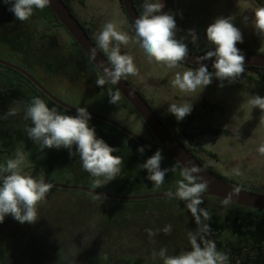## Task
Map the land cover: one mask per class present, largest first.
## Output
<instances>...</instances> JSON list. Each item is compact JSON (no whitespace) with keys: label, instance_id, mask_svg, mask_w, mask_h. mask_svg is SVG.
Here are the masks:
<instances>
[{"label":"rangeland","instance_id":"1","mask_svg":"<svg viewBox=\"0 0 264 264\" xmlns=\"http://www.w3.org/2000/svg\"><path fill=\"white\" fill-rule=\"evenodd\" d=\"M68 1L80 17L78 20L85 23L95 39L109 20L116 21L119 30L134 37L131 21L121 0ZM171 1L172 8L167 5ZM163 3L162 11L174 15L176 19L177 39L184 38L188 48L201 52L210 50L212 46L206 39H201V35L206 34L207 26L217 17L232 16L234 25L243 34V43L237 44L241 52L264 54V36H259L253 28L254 11L262 7L258 0H163ZM173 3L177 6L175 11ZM9 7L4 0H0V59L27 70L63 102L74 107H86L89 112L112 119L146 141L153 142L147 126L122 96L117 105L109 103L105 107L86 98L106 99L107 87L113 92L116 90L109 83L103 88L97 86L96 79L100 75L76 50L73 37L64 27L54 21L40 19L41 11L36 9L31 18L24 21V26L28 23L30 28L36 29L37 36L30 28L21 27L22 22L15 18ZM245 16L248 17L247 22L244 21ZM17 22L15 41L26 49L23 60L29 64L30 59L33 63L31 67L22 63L20 53L10 48L13 33L9 29ZM189 29H194L199 37L196 44L188 36ZM120 50L121 54L133 56L138 68L137 76L127 78L165 115L169 113L168 106L173 103H190L193 106L197 101H204L210 104L216 110L215 115L208 117V122L189 124L187 130L200 158L221 171L240 168L242 175L239 176L232 172L220 173L225 174L224 179L235 186L264 194V186L254 185L248 179H262L252 174L260 167V162L254 158L251 148L254 137H264V132L260 131L264 126V112L247 103L254 90L257 93L264 90L263 78L252 71H244L232 83L213 78L212 83L202 91L198 89L195 93H182L170 81L176 71L190 67L182 64L181 68L170 70L155 62L150 63L136 43L120 45ZM45 65L49 74L42 70ZM73 69L79 70L82 76L77 72L70 73ZM0 71V164L14 158L16 150L20 149L26 156L22 165L24 174L36 179L42 176L52 183L92 188L93 178L82 169L78 155L70 156L69 150L64 148L41 150L25 131L26 127L32 126L30 120L24 119L25 108L34 97L43 99L50 108L55 107L63 114L77 113L52 105L35 93L33 86L23 78L3 75L5 71ZM56 71L58 75H54ZM10 108H17V114L6 116ZM255 118L259 120L257 125ZM89 125L95 128L98 138L118 149L114 155L124 161L122 169H140L139 164L132 163L135 159L126 158V152L132 148L137 151L140 147L137 142L130 140V147L127 148L128 140L114 132L107 123L91 118ZM210 127L226 129L231 135L214 137L203 133ZM208 151L214 155H208ZM144 152L147 154L138 153L144 162L155 153L147 149ZM163 157L161 169L181 168L171 156ZM140 173L121 172V176L96 190L122 196L174 192L175 181L182 179L180 172H168L164 184L156 189L147 178H140ZM202 199L204 203L200 207L205 208L212 217L210 221H205L212 229L207 238L216 243L219 251L228 255L227 264H264V248L257 251L244 239L246 234L252 240L260 236L264 238L260 232H254V229L264 228V213H250L230 203L224 205L222 201ZM38 214L39 218L34 224H21L11 215L0 223V264H163L158 257L153 259L152 251L155 249L158 252L162 247L167 248L169 255L188 251L191 247L188 231L197 229L185 203L169 197L119 201L86 191L52 187L39 205ZM169 224L172 225L170 235L160 231L155 237H150L146 231L163 229ZM245 229L253 231L245 233Z\"/></svg>","mask_w":264,"mask_h":264},{"label":"clouds","instance_id":"2","mask_svg":"<svg viewBox=\"0 0 264 264\" xmlns=\"http://www.w3.org/2000/svg\"><path fill=\"white\" fill-rule=\"evenodd\" d=\"M9 4V11L14 13L17 20L24 22L31 18L34 10L45 9L50 0H4ZM143 13L134 21V37L127 32L119 30L118 23L109 20L104 23L96 37L97 47L107 57V66L103 75L96 79L97 86L103 88L106 83L116 85L122 78L137 76L138 68L133 56L121 54L120 45L127 46L130 42L136 43L142 49L147 60L163 65L166 68L179 69L186 62L189 48L184 43V38L177 39V22L174 15L163 12V0H145L142 5ZM234 17H217L206 28V40L211 49L197 59V68H188L176 71L170 81L174 88L182 93H195L201 91L212 83L213 78L223 82H234L245 71V56L237 47L243 43L241 30L233 23ZM248 21V17H244ZM120 23H123L121 21ZM253 28L259 36H264V6L254 11ZM191 42L196 44L199 37L194 29L188 30ZM93 57L96 48L91 49ZM215 58L212 68L208 70L205 60ZM223 87V83L220 84ZM200 91V92H201ZM109 103L117 105L121 93L117 89L108 90ZM253 108L264 112V97L252 95L247 101ZM17 108H10L6 116L17 114ZM167 111L175 116L177 121H182L192 111V104H170ZM76 115H67L59 112L55 107L50 108L43 99L34 97L25 108L24 119L30 120V127L25 131L28 137L44 149H67L70 156L78 155L82 169L93 178L92 188L97 189L121 176L124 161L120 156L114 155L117 148L109 146L103 139L98 138L94 127L89 125L91 114L86 107H77ZM264 116V115H262ZM73 149L75 151H73ZM137 151L143 154L145 146H140ZM257 151L264 155V142H261ZM164 159L162 150L158 149L139 168L147 170V179L159 189L165 181L168 172L176 171L175 167L161 169ZM26 161L25 154L17 149L14 158L0 164V223L7 215H11L21 224H34L38 218V207L45 200L52 185L46 183L41 176L39 179L24 174L22 165ZM201 168L187 161L183 164L180 176L182 179L175 181V191L169 190L165 194L170 199H178L185 203L197 225L195 231H188L190 250L178 255H169L166 247L157 252L152 251L153 259L157 257L163 264H227L228 255L217 249L216 243L207 238L212 229L209 223L211 216L205 208L203 193L209 188L207 180L199 175ZM232 173L242 175L240 168H234ZM238 191V190H237ZM97 195V194H96ZM98 197L100 195H97ZM232 195L228 194L222 203L231 202ZM150 237H155L162 231L166 235L172 232V225L163 229H147ZM106 258V257H105Z\"/></svg>","mask_w":264,"mask_h":264},{"label":"water","instance_id":"3","mask_svg":"<svg viewBox=\"0 0 264 264\" xmlns=\"http://www.w3.org/2000/svg\"><path fill=\"white\" fill-rule=\"evenodd\" d=\"M264 6V0H259ZM122 6L134 26V21L140 16L133 0H121ZM53 14L58 18L59 22L64 26V28L70 33L74 41L81 47L85 55L89 60L96 66V68L102 73L107 66L106 55L97 47V43L89 36L86 29L83 27L78 18L72 13L70 8L66 5L64 0H50L48 5ZM96 48V55L93 57L91 49ZM243 54V53H242ZM204 53H195L189 50V55L186 57V62L184 64L189 65L193 68H197L199 65L196 62L197 59L203 56ZM245 56V67H259L264 68V54L248 53L243 54ZM215 58L203 61L207 65L208 70L213 72L212 64ZM0 64L8 68L14 69L26 78L32 81L49 99L61 106L62 108L75 112L76 108L69 105L56 96H54L50 91H48L33 75H31L24 68L13 64L9 61L0 59ZM112 86L120 91L121 96L131 105V107L137 112L144 124L157 139L158 144H152L149 141L139 137L129 129L125 128L116 121L109 119L107 117L89 112L91 118L108 123L128 136L132 137L134 140L140 144L153 149H161L162 152L169 154L181 167L187 161H191L193 164L201 168L200 176L207 180L209 183L208 190L203 193L202 196H209L224 200L228 195H232L230 204L264 211V194L255 193L249 190L242 189L232 183L224 180L222 177L214 172H211L204 164H202L196 157H194L187 148L179 141V139L168 129V127L163 123L158 114L154 111L152 106L146 101V99L139 93V91L130 83L126 78H122L116 85ZM50 183L52 187H57L61 189L69 190H79L86 191L88 193L97 194L104 198H109L119 201H134V200H147L155 198H165L168 197L166 192L143 194V195H115L109 194L100 190L75 186V185H63L58 183ZM238 190V191H237Z\"/></svg>","mask_w":264,"mask_h":264},{"label":"trees","instance_id":"4","mask_svg":"<svg viewBox=\"0 0 264 264\" xmlns=\"http://www.w3.org/2000/svg\"><path fill=\"white\" fill-rule=\"evenodd\" d=\"M259 1V0H258ZM64 2L66 3V5L70 8V4H69V1L68 0H64ZM133 2H134V4H135V6H136V8H137V10H138V12H139V14L141 15L142 13H143V7H142V5H143V3L145 2V0H133ZM260 2V1H259ZM261 3V2H260ZM262 4V3H261ZM262 6H263V4H262ZM39 11H41V10H39ZM41 18L40 19H42V18H44V19H46V21L47 22H52V21H54V22H56L59 26H61V27H64L60 22H59V20H58V18L53 14V12L50 10V8L47 6L45 9H43L42 11H41ZM50 15V16H49ZM76 16V15H75ZM20 24H22L21 25V27H28V28H30L29 27V24L27 23V26H24V22H22V23H20ZM82 24V23H81ZM18 25H19V23L17 22L16 24H15V26H11L12 28L11 29H9L12 33H13V37H12V39L9 41L10 42V48H12V50L13 51H17V52H19L20 53V57H19V59L22 61V63L24 62V54H25V48L24 47H21L20 45H17L16 44V41H15V39H16V35H15V31H16V29H17V27H18ZM83 25V24H82ZM10 27V26H9ZM83 27H84V25H83ZM31 29V31L33 30V32H34V34L35 35H37V33H38V31L36 30V29H33V28H30ZM86 29V28H85ZM86 31H87V33L89 34V36L95 41V42H97L96 41V39H95V37L93 36V34L91 33V31L89 30V29H86ZM133 31H134V29H133ZM38 36V35H37ZM75 48H77L76 50H78V52L80 53V54H82L85 58H86V60H87V62L90 64V68L92 67V70H94V71H96L100 76H102V73L96 68V66L89 60V58L85 55V53L83 52V50L81 49V47L75 42ZM189 50L190 51H193V52H195V53H206L205 51L204 52H201V51H199V50H197V49H195V48H189ZM38 53V52H37ZM9 56H11V55H9ZM28 61H29V64H27L26 62H24V64H26V65H28L29 67H31L32 66V62L30 61V59H28ZM46 67H47V65H45V66H43L42 67V70H44L45 72H46V74H49L48 72H47V69H46ZM0 69H2V71H5L4 73H2L3 75H15V76H19V78L21 77V78H23L29 85L31 84V82L28 80V78H26L24 75H22L20 72H18V71H16V70H14V69H11V68H8V67H6V66H3V65H1L0 64ZM40 71L39 72H41V69H39ZM245 71H252V72H254V73H256V74H258V75H260L262 78H263V80H264V68H259V67H245ZM70 72V71H69ZM69 72H66V73H68V74H70V73H73V72H77L78 73V75H80V77L82 76V74H79V70H74L73 69V71H71L70 73ZM211 72V71H210ZM0 73H1V71H0ZM59 73H57V71L55 72V74L54 75H58ZM13 79V78H12ZM126 79L130 82V83H132L127 77H126ZM91 80H92V78H91ZM93 81V80H92ZM110 85H111V88L113 89V90H116L113 86H112V84L111 83H109ZM33 87H34V89H35V93H37L38 95H40L42 98H46L47 100H49L50 101V103L52 104V105H55V106H57V107H59V108H61V109H64V108H62L61 106H59L58 104H56L55 102H53L51 99H49L43 92H41L40 90H38L33 84H31ZM132 85L135 87V85L132 83ZM95 87H96V85H95ZM137 90H139L137 87H135ZM108 87L106 88V92H107V94H108ZM39 92V93H38ZM124 99V98H123ZM126 101V100H125ZM126 103H128V102H126ZM129 104V103H128ZM64 110H66V109H64ZM169 123L172 125V126H174V127H177V126H179L180 124H178V122H177V120L175 119V118H171L170 120H169ZM109 125V124H108ZM111 128H112V130L114 131V132H116V133H119L120 134V136H124V137H129L127 134H125V133H123V132H121L120 130H118L117 128H115L114 126H111V125H109ZM182 128H183V131L185 132L186 130H187V126L186 125H180ZM204 132H206V133H210V134H212V135H222V134H227L228 132L227 131H225V130H222V129H208V130H205V131H203V133ZM116 136H117V134H115ZM140 145V144H139ZM140 146H142V145H140ZM128 148V147H127ZM129 149H131V148H129ZM145 149H147L149 152H152V151H154V150H152V149H148V148H145ZM133 150V151H132ZM132 150L131 151H128V152H126V158H129L130 157V159H135V161L133 162L132 161V163L133 164H142V163H144V161H143V159L139 156V152L138 151H136V150H134V148H132ZM38 152V151H37ZM156 152V151H155ZM190 152V151H189ZM144 153H146V152H144ZM147 154V153H146ZM192 154V153H191ZM131 155V156H130ZM193 155V154H192ZM194 156V155H193ZM134 157V158H133ZM194 157H196V156H194ZM197 158V157H196ZM198 159V158H197ZM202 164H204L205 165V163H204V161H202V160H200V159H198ZM179 165V164H178ZM180 166V165H179ZM206 166V165H205ZM181 167V166H180ZM207 167V166H206ZM182 168V167H181ZM208 168V167H207ZM147 175H148V173L147 172H142V173H140V178H146L147 177ZM129 180H130V178H128ZM132 179V178H131ZM139 182H140V180H138ZM143 181V180H142ZM141 181V182H142ZM76 192V191H75ZM77 193V192H76ZM73 195H75V194H73ZM202 197H205V198H207V199H210V200H218V201H223V200H221V199H218V198H214V197H209V196H202ZM233 205V204H232ZM233 206H237V205H233ZM237 207H239V208H242V209H244L245 211H249L250 213H254V212H257V213H264V211H259V210H253V209H249V208H245V207H241V206H237ZM85 208V207H84ZM249 220H251L252 222H253V219L252 218H250ZM246 222H248V221H246ZM254 224L256 225L257 223H256V221L254 222ZM258 227V226H257ZM261 227H259L258 229H254V232H256V233H258V232H260V235H264V228H262V229H260ZM247 229V228H246ZM245 229V230H246ZM244 230V232L246 233L247 231H253V230H251V229H248V230H246L245 231ZM254 236V235H253ZM252 236V237H253ZM244 239H246L247 241H249L250 242V246L251 247H253V248H256V250L257 251H260V250H262V248H264V238L262 237V236H260L259 237V239H255L254 238V240H252L251 239V237L249 236V235H245V238ZM255 241V242H254ZM264 256V255H263Z\"/></svg>","mask_w":264,"mask_h":264},{"label":"flooded vegetation","instance_id":"5","mask_svg":"<svg viewBox=\"0 0 264 264\" xmlns=\"http://www.w3.org/2000/svg\"><path fill=\"white\" fill-rule=\"evenodd\" d=\"M70 4V3H69ZM167 5H168V7H170L169 5H170V2L169 3H167ZM70 10L72 11V13L74 14V15H76V17L79 19L80 17L75 13V11H74V8L71 6V4H70ZM80 21H81V19H80ZM83 25H84V28H86V29H88L87 28V26L85 25V23L82 21L81 22ZM131 25H132V23H131ZM132 28L134 29V26L132 25ZM176 38H177V34H176ZM97 43V42H96ZM184 64V63H183ZM185 66H187V67H190V68H193V67H191V66H189V65H186V64H184ZM23 75V74H22ZM45 77H46V79L48 80V77H47V75H45ZM29 80V79H28ZM30 81V80H29ZM49 81V80H48ZM31 82V84H33L38 90H40L32 81H30ZM50 82V81H49ZM41 83V82H40ZM30 84V85H31ZM32 86V85H31ZM44 86V85H43ZM45 87V86H44ZM34 88V87H33ZM46 88V87H45ZM47 89V88H46ZM48 90V89H47ZM41 91V90H40ZM49 91V90H48ZM139 91V93L146 99V101H148V99L146 98V95H145V93L143 92V91H141V90H138ZM42 92V91H41ZM260 92V91H259ZM257 93V91H253V94L252 95H259V96H261V97H264V90H261V93ZM104 97H106V99H102V98H97L96 97V99L95 98H93V96H88V97H86V98H88L90 101H93V102H95V103H97V104H99V105H101V106H103V107H105L106 105H108L109 104V97H107L106 95H104ZM148 103L152 106V108L154 109V111L158 114V116L160 117V119L163 121V123L168 127V129H170V131L179 139V141L187 148V150L188 151H190V153H192L194 156H196L198 159H200V160H202L201 158H200V156H199V154H198V152L196 151V148H195V146H194V143H192L193 141H192V139L191 138H189V137H191V134L190 133H188L187 132V130H188V126H190L189 124H195V123H203V122H208L209 120H208V117H211V116H213V115H215V112H216V110L215 109H213V107L210 105V104H208V103H206V102H196V103H193V106H192V111H191V113L189 114V115H187L182 121H177L178 122V124H180V125H186L187 126V130L184 132L183 131V128L179 125V126H177V127H174V126H172L170 123H169V120L171 119V118H175V116L174 115H172L171 113H168L167 115H165L163 112H161L160 111V109H158V108H155L154 107V105H153V103H152V101H148ZM212 107V108H211ZM261 111V110H260ZM255 115V114H254ZM255 117V116H254ZM176 119V118H175ZM97 120V119H96ZM177 120V119H176ZM100 121V120H99ZM253 121V120H252ZM103 122V121H102ZM259 122V120H258V118H255V121H254V123L257 125V123ZM105 123V122H104ZM108 124V123H107ZM264 124V123H263ZM110 125V124H109ZM112 126V125H111ZM116 128V127H115ZM208 129H219V128H207V130ZM224 130V129H223ZM225 131H227L226 129H225ZM260 131H262V132H264V126L261 128V130ZM122 132V131H121ZM149 132H150V130H149ZM228 132V131H227ZM207 135H212V134H210V133H206ZM258 134V133H257ZM150 135H151V137H152V141L153 142H150V143H152V144H158V141H157V139L153 136V134L150 132ZM231 134L228 132L227 134H222V135H212V136H214V137H217V136H223V137H225V136H230ZM120 140H122L123 142H125L122 138H119ZM125 139H127L128 140V142L126 143V146L127 147H130V140H133V141H135V142H137L136 140H134L132 137H125ZM253 140H254V143L252 144L253 146H252V148H251V150H253V154H254V158L255 159H257L259 162H260V167L259 168H257L256 170H255V172H252V174H254V177H261L262 179L260 180V179H252V178H249L248 177V179H250L249 181H250V183H255L254 185H256V184H258V185H262V186H264V155H261L258 151H257V149H258V147H259V145L261 144V142H264V137L262 136V137H254L253 138ZM138 144H140L139 142H137ZM140 145H142V144H140ZM142 146H144V145H142ZM132 147V146H131ZM145 148H148V147H146L145 146ZM148 149H150V148H148ZM153 150V149H152ZM154 151H157V150H154ZM162 154L163 155H169V154H167V153H164V152H162ZM207 154L208 155H214V154H212L211 152H207ZM170 156V155H169ZM174 160V159H173ZM175 161V160H174ZM203 161V160H202ZM176 162V161H175ZM177 163V162H176ZM205 163V162H204ZM178 164V163H177ZM205 165L208 167V169L211 171V172H214V173H216L217 175H219L220 177H222L223 179L225 178V177H223V176H226L225 174H222V173H220V172H232V171H229V170H225V171H221V170H219V169H214V168H212L210 165H208L207 163H205ZM182 170V168H177L176 169V171H174V172H180ZM122 172H147V170H143V169H132V168H128V169H122ZM170 172H172V171H170ZM249 172H251V171H249ZM241 178H243V177H241ZM224 180H226V179H224ZM227 181V180H226ZM260 211V210H259Z\"/></svg>","mask_w":264,"mask_h":264},{"label":"crops","instance_id":"6","mask_svg":"<svg viewBox=\"0 0 264 264\" xmlns=\"http://www.w3.org/2000/svg\"><path fill=\"white\" fill-rule=\"evenodd\" d=\"M170 7L172 8V1L170 2ZM176 8H177V6L173 3V11H175ZM179 33H180V32H179ZM201 39H206V34H205V33H203V34L201 35Z\"/></svg>","mask_w":264,"mask_h":264}]
</instances>
